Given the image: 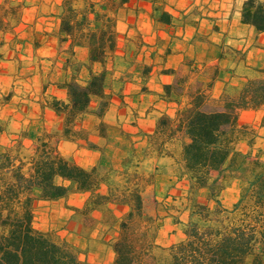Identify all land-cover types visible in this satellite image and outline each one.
<instances>
[{"label":"trees","instance_id":"16d2710c","mask_svg":"<svg viewBox=\"0 0 264 264\" xmlns=\"http://www.w3.org/2000/svg\"><path fill=\"white\" fill-rule=\"evenodd\" d=\"M25 7V0L0 1L1 34L19 26ZM154 10V17L170 21L168 11L159 6ZM241 17L257 34L264 33V0H245ZM113 25V18L104 19L95 2H63L60 42L72 39L71 56L75 55L73 46L88 49L84 63L88 76L82 77L77 68L69 80L58 83L65 89L66 98L53 99L50 106L64 116L65 139L81 140L89 149L99 151V145L88 137L91 127L83 123L87 116L94 115L92 129L102 138L108 136L104 120L112 97L108 62L116 55L118 45ZM5 44L2 37L0 51ZM97 64L100 69L95 68ZM253 70L256 75L248 78L236 94L226 92L216 101L198 92L177 113L172 134L180 132L184 138L183 174L191 181L192 193L207 188L208 199L213 202L194 203L184 223L183 239L168 248L148 239L152 217L144 215L138 186L119 192L97 166L85 168L47 144L30 160L20 158L19 152L2 149L0 264H85L78 245L34 224L36 202L59 201L71 192H89L87 206L92 209L115 202L131 207L120 221L112 264H264V157L260 150L243 152L237 147L246 138L252 144L257 133L256 127L240 123L244 110H263L260 127H264V64ZM95 97L100 99L97 109L92 104ZM171 121L169 116H162L158 128L166 131ZM215 172L220 174L218 179L213 178ZM234 179L242 181L240 196L228 208L220 194ZM103 184L108 186L106 193L98 191ZM143 218L146 225L140 226Z\"/></svg>","mask_w":264,"mask_h":264},{"label":"crops","instance_id":"0c3cea01","mask_svg":"<svg viewBox=\"0 0 264 264\" xmlns=\"http://www.w3.org/2000/svg\"><path fill=\"white\" fill-rule=\"evenodd\" d=\"M25 1L17 33L0 51V91L12 93L2 106L8 125L0 132V146L11 151L20 142L29 146L42 137H56L58 149L85 168L97 166L105 156L110 162L131 161L146 176V184L161 194L159 202L174 204L176 214L180 213L183 207L178 204L192 190L189 177L183 174V135L172 134L178 111L198 92L210 100L220 99L229 89L238 92L253 77V67L264 64V33L257 34L242 22L245 0H165L162 5L171 15L169 22L154 17L157 0H87L96 3L104 19L113 18L118 40L115 54L131 58L123 75L110 85L112 97L104 120L111 143L103 151L65 139L64 116L50 106L53 99L66 98L58 83L69 80L77 68L82 77L88 76L84 65L88 49L73 46L75 55L71 56L72 39L60 42L64 0ZM92 104L97 109L100 99L95 97ZM242 114H257L259 126L263 110L247 109ZM162 116L172 118L166 131L158 128ZM95 123L96 117L89 115L83 125ZM260 130L264 134V127ZM240 150L249 151L248 147ZM229 188L222 190V202V193H230ZM199 193L205 201L198 202L211 204L207 188ZM192 202L181 216L184 223ZM179 231L183 239L184 232ZM78 246L86 250L84 244ZM82 259H86L84 252Z\"/></svg>","mask_w":264,"mask_h":264},{"label":"rangeland","instance_id":"374dc122","mask_svg":"<svg viewBox=\"0 0 264 264\" xmlns=\"http://www.w3.org/2000/svg\"><path fill=\"white\" fill-rule=\"evenodd\" d=\"M164 1L165 0H157V6H159L160 10H163L164 6L162 3L164 4ZM114 3H116V1ZM114 3H112V6H115ZM18 27L9 31V33H6L5 35L0 33V39L3 37L7 44L9 39L14 37L12 33H17ZM4 46L1 50L6 47ZM128 62H131L130 56L125 59H121L118 55H115L112 59H110L108 62V67L112 72L110 85L117 82L119 77L123 75L122 71L127 65H129ZM95 68L100 69L101 66L97 64L95 65ZM250 74L251 76L256 75L254 70L250 71ZM229 92L232 94L237 93L233 91V89H229ZM11 96L12 93L5 95L0 91V125L3 130H6L8 120H6L7 114H3V112L6 111L2 109V106L6 101L10 100ZM221 99L222 97L218 100L220 101ZM242 113L240 116V123L256 127L257 133H255V138L253 139L254 142L252 144L249 141V138H246L240 140L237 147L239 149L248 147V150L253 153L260 150L262 157H264V134L261 133L260 125L258 126L256 123L259 121L258 115H248ZM107 125L109 128L108 123ZM97 135L98 132L96 129H92L91 127L88 132V137L91 141L97 143L101 151H103L106 146L111 143V139L108 137L109 135L106 138L100 137L98 139L96 137ZM46 139V137H42V139H38L31 144L30 141H27V144H30L29 146L20 142L12 148L11 152L13 154L19 152L20 158L30 160L39 153L43 144H47L48 146L54 147L60 151L58 146H56V137L54 139ZM75 142L78 143V146L88 148L86 143L81 140ZM2 149L3 148L0 146V150ZM64 155L74 160L73 156L69 154ZM102 159L104 160H100V163L97 165L98 170L102 174H107L109 176L110 182H112L113 186L117 187L119 192H124L130 187L135 186H138L141 190L143 196L144 215L152 217V221L149 223L150 227H148V239L153 240L155 244L166 248L170 246L171 241H174V239L177 241L181 240L179 238V230L184 229V222L182 221L181 216L184 217V211L188 209L191 199L193 200L192 205H194L195 202L205 201L204 196L200 193H192V195L189 193L188 195L183 196L184 200L180 202L181 204H178L180 207H183V209L180 210V213L176 214V211L178 210L177 206L171 204L170 202H159L158 198H160L161 194L158 193L155 188L146 184V176L140 175V171L135 169V163H132L131 161L110 162L106 156ZM74 161L76 162V160ZM219 176V173H213L214 179H218ZM241 186L242 181L234 179L232 180L229 188L231 189V192L227 195L222 193V199L226 207H232L234 199L239 197L238 192L240 191ZM234 188L239 190L234 192ZM98 191L100 193H106L108 191V186L103 184L99 187ZM90 195L91 194L89 192H71L66 198L53 204H46L40 201L36 202L34 224L40 230L43 227L47 228L48 230L42 231H49L57 238L68 239L72 243H76V245L84 244L86 250L82 251L86 254V259L84 260L85 264H112V254L114 253L113 245L118 240L120 235V221L127 216L131 207L115 202L102 204L101 207L92 209L87 206ZM169 195L171 194L168 193L167 196ZM211 204L213 205V202H211ZM143 221L144 218L141 219L140 226L143 224L144 226L146 225Z\"/></svg>","mask_w":264,"mask_h":264}]
</instances>
